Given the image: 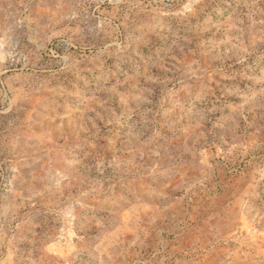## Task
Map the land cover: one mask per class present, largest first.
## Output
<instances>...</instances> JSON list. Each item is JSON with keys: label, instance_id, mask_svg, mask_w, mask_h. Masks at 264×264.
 <instances>
[{"label": "rangeland", "instance_id": "obj_1", "mask_svg": "<svg viewBox=\"0 0 264 264\" xmlns=\"http://www.w3.org/2000/svg\"><path fill=\"white\" fill-rule=\"evenodd\" d=\"M0 264H264V0H0Z\"/></svg>", "mask_w": 264, "mask_h": 264}]
</instances>
